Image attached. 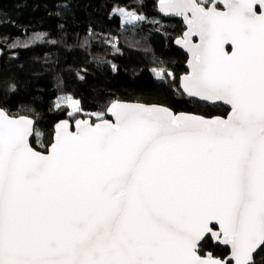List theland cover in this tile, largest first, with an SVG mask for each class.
<instances>
[{
  "label": "snow or ice",
  "instance_id": "1",
  "mask_svg": "<svg viewBox=\"0 0 264 264\" xmlns=\"http://www.w3.org/2000/svg\"><path fill=\"white\" fill-rule=\"evenodd\" d=\"M159 2L188 26L184 91L229 105L227 119L116 102L114 121L57 124L45 153L29 142L33 120L0 110V264H257L264 253V0ZM66 99L69 116L82 111ZM206 238L227 258L202 255Z\"/></svg>",
  "mask_w": 264,
  "mask_h": 264
},
{
  "label": "trees",
  "instance_id": "2",
  "mask_svg": "<svg viewBox=\"0 0 264 264\" xmlns=\"http://www.w3.org/2000/svg\"><path fill=\"white\" fill-rule=\"evenodd\" d=\"M143 17L123 26L113 12ZM183 23L159 15L157 0H0V108L36 121L32 146L47 151L55 125L68 119L60 98L80 101L73 120L104 113L116 101L160 105L204 118L225 116L221 106L180 90L186 57L174 42ZM162 70V75H160ZM226 258L210 238L201 254ZM264 264V253L256 256Z\"/></svg>",
  "mask_w": 264,
  "mask_h": 264
},
{
  "label": "water",
  "instance_id": "3",
  "mask_svg": "<svg viewBox=\"0 0 264 264\" xmlns=\"http://www.w3.org/2000/svg\"><path fill=\"white\" fill-rule=\"evenodd\" d=\"M157 8H158V13H159L160 16H162V17H164V18H172V19H179V20H181V21L183 22V24H184V28H185L184 33L187 32V30H188V26H187V24L184 22V20H183L182 17H180V16H176V15H173V14H168V13H166V12H164V11H161L159 0H157ZM221 8H222V5H221ZM184 33L182 34L181 37H179L178 39H176L175 42H174V46H175V48H176L178 51H180L181 53H183V54L187 57V63H186L185 66H184V67H185V70H186V73H185L184 75H182L181 78H180V90H181L182 94L185 95V96H186L187 98H189V99L196 100V101H198V102H200V103L208 104V105H211V106H221V107H224L225 109H227V110L229 111V113H228L225 117H221V118L227 119L228 115H229L230 112H231V107H230L229 105L223 103L222 101H214V102H213V101H205V100L201 99L200 97L189 96V95L184 91V89H183V87H182L183 77L186 76V75H188V74L190 73V71H191V68H190V65H189V60L191 59V54L188 52L187 48L183 46V43H177L178 40H182V38H183V36H184ZM193 40H194L195 42H198V38H196V37H194ZM225 48H226L227 51H229V52L231 51V45H225ZM116 102H119V101H116ZM116 102H113V103H116ZM113 103H112V104H113ZM120 103H123V104H139V105H145V106H149V107H151V106H157V107L167 108V107L160 106V105H148V104H142V103H126V102H120ZM112 104H111V105H112ZM111 105H110V106H111ZM110 106H109V107H110ZM167 109H169V108H167ZM0 110L6 112L4 109H1V108H0ZM170 110H171V109H170ZM171 111H172L173 113H176V112H174L173 110H171ZM6 113L9 114L8 112H6ZM176 114H180V113H176ZM185 114H188V113H185ZM190 115H194V114H190ZM10 116H11V115H10ZM195 116H196V115H195ZM13 117H16V116H13ZM19 117H21V116H19ZM19 117H16V118H19ZM25 117H28V116H25ZM219 117H220V116H219ZM28 118L34 121V124H33V135L29 138V142L32 143L33 139L35 138L36 124H37V123H36L35 119H33V118H31V117H28ZM84 119H88V120H91V121L93 122V119H92L91 117L79 118V120H84ZM104 119L112 120V121L115 120V118H114V117L111 115V113H109L108 111H106V118H104ZM205 119H213V118H205ZM65 120H67V119H65ZM65 120H62V121H65ZM77 120H78V119H77ZM62 121L58 122L57 124L61 123ZM67 121H69V120H67ZM97 122H99V121H97ZM69 123L72 125V130L75 131V122L72 123L71 121H69ZM57 124H56V125H57ZM56 125H55V127H54V135H53V138H54V136H55V132H56ZM31 145H32V144H31ZM37 151H38V150H37ZM207 239H208V238H206V239L201 243V246L203 245V243H204ZM210 239H211V241L213 242V245H214L215 247H221L222 249L228 250V255H229V249H228L226 246H224V245L218 243L215 239H212V238H210ZM206 254H207V253H206ZM212 255H213V254H212ZM213 256H214V255H213ZM226 258H227V257H226Z\"/></svg>",
  "mask_w": 264,
  "mask_h": 264
},
{
  "label": "rangeland",
  "instance_id": "4",
  "mask_svg": "<svg viewBox=\"0 0 264 264\" xmlns=\"http://www.w3.org/2000/svg\"><path fill=\"white\" fill-rule=\"evenodd\" d=\"M121 10H123V11H121ZM127 13H132V12H128V11H126V10H124V9H122V8H118V9H116L114 12H113V15H117V16H119V17H121V20H122V24H123V26H134L135 24H137L141 19H139V20H127V18H126V14ZM136 15V14H135ZM138 16V15H137ZM67 97H71V96H66V97H63V98H60L59 100H58V105H60V106H68L69 105V103H70V101L69 100H67L66 98ZM72 98V97H71ZM69 107V106H68ZM69 109H70V111H71V108L69 107ZM75 114H77V113H73V115L72 116H74Z\"/></svg>",
  "mask_w": 264,
  "mask_h": 264
},
{
  "label": "flooded vegetation",
  "instance_id": "5",
  "mask_svg": "<svg viewBox=\"0 0 264 264\" xmlns=\"http://www.w3.org/2000/svg\"><path fill=\"white\" fill-rule=\"evenodd\" d=\"M179 20V19H178ZM181 21V20H180ZM182 22V21H181ZM183 23V22H182ZM183 26H184V24H183ZM184 30H185V28H184ZM184 30H183V33H184ZM182 33V34H183ZM184 55V54H183ZM185 56V55H184ZM186 57V56H185ZM187 63V57H186V62H185V64ZM226 116V115H225ZM225 116H220V117H225ZM215 117H219V116H213V118H215ZM86 118V117H85ZM67 120H69V121H71L72 123L73 122H75L76 120H73L72 119V116H68V119ZM98 120L96 119V120H93V122H97Z\"/></svg>",
  "mask_w": 264,
  "mask_h": 264
}]
</instances>
